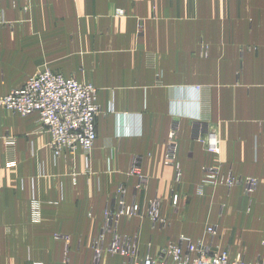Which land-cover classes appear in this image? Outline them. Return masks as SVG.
I'll use <instances>...</instances> for the list:
<instances>
[{"label": "crops", "instance_id": "crops-1", "mask_svg": "<svg viewBox=\"0 0 264 264\" xmlns=\"http://www.w3.org/2000/svg\"><path fill=\"white\" fill-rule=\"evenodd\" d=\"M44 68L98 89V136L90 155L57 157L36 113L0 104V264L120 261L93 247L120 198L141 215L121 217L103 247L116 230L139 257L181 236L264 256V0H0V95ZM207 168L235 180L200 195Z\"/></svg>", "mask_w": 264, "mask_h": 264}, {"label": "built area", "instance_id": "built-area-1", "mask_svg": "<svg viewBox=\"0 0 264 264\" xmlns=\"http://www.w3.org/2000/svg\"><path fill=\"white\" fill-rule=\"evenodd\" d=\"M97 95L98 89L94 85L79 82L74 76L66 77L50 68H44L29 77L23 86L13 89L7 95H0V104L12 112L23 115L36 113L39 121L37 131L50 132L52 137L50 145L57 157L79 148L85 155H90L98 136L96 120L100 106L97 103ZM175 134L173 130L169 135L168 159H172ZM215 139L210 137L208 142L213 151H218V143ZM15 145V138L9 137L6 141L8 167H15L18 162ZM133 173L141 176L138 167L134 168ZM221 174L218 168L205 169V184H216ZM234 180L235 177L229 174L226 181L231 185ZM248 182L254 181L248 180ZM122 193L123 190L119 189L118 195ZM115 202V206H107L105 209L102 232L93 242L99 259L104 253L118 254L122 257L118 262L107 264H264V256L255 262L246 261L241 256L231 258L226 250L217 252L211 251L203 244L195 246L184 236H181L180 241L183 244L187 241V249L182 243V245L169 243L161 249L157 258L150 254L139 257L135 245H132L130 240L123 239L116 230L109 245L103 247L105 233L113 229L121 217L141 215L137 207L125 204L122 198L115 199ZM41 203L39 200L34 202L35 216L40 214ZM148 215L155 222L159 219L161 223H165L160 216L158 200L151 203ZM209 232L214 235L216 228L211 226ZM192 251L197 253L193 255Z\"/></svg>", "mask_w": 264, "mask_h": 264}, {"label": "rangeland", "instance_id": "rangeland-1", "mask_svg": "<svg viewBox=\"0 0 264 264\" xmlns=\"http://www.w3.org/2000/svg\"><path fill=\"white\" fill-rule=\"evenodd\" d=\"M228 176L229 175H226V174H221L220 175V180H219V182H217V183H225V184H227V178H228ZM204 178H205V175H204ZM216 183V184H217ZM205 185H215V184H205V181H203V184H201V189L199 190V194L201 195V193H202V187H204ZM179 201H180V190H178V189H176L174 192H173V195H172V203H173V205L174 206H178L179 205ZM161 216V215H160ZM156 223H160V224H165V223H161L160 222V220L158 219V220H156ZM211 227V226H210ZM209 227V228H210ZM209 228H208V232H209ZM210 233V232H209ZM121 237L123 238V239H128V240H130V242L132 243V245H135V247H136V250H138L137 249V241H136V238H134V237H132V236H123V235H121ZM184 237H186V236H184ZM186 238H188L195 246H198L199 244H203V243H201V241H193L190 237H186ZM180 240H178V242H176L175 244H179L180 243V245H182L183 243L180 241ZM111 242V241H110ZM169 243H173V242H169ZM168 243V244H169ZM182 243V244H181ZM205 247H207V248H210V246L209 245H207V244H203ZM183 247L185 248V249H187L188 248V245H187V241H185V243L183 244ZM163 248V247H162ZM161 248V249H162ZM211 249V248H210ZM161 251V250H160ZM211 251H213L212 249H211ZM197 252L196 251H192V254L193 255H195ZM105 254V253H104ZM107 255H112V254H107ZM147 255V254H146ZM145 255V256H146ZM151 255V254H150ZM159 255H160V252H159ZM158 255V256H159ZM112 256H118V257H120V259L122 260V257L120 256V255H118V254H113ZM153 256V255H152ZM157 256V257H158ZM155 257V256H154ZM156 257V258H157ZM113 263V262H112Z\"/></svg>", "mask_w": 264, "mask_h": 264}]
</instances>
